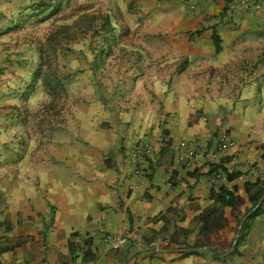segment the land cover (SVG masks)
I'll list each match as a JSON object with an SVG mask.
<instances>
[{
    "label": "crops",
    "instance_id": "1",
    "mask_svg": "<svg viewBox=\"0 0 264 264\" xmlns=\"http://www.w3.org/2000/svg\"><path fill=\"white\" fill-rule=\"evenodd\" d=\"M137 1L174 61L153 96L106 102L83 87L70 124L27 136L6 70L0 264H264L246 189L264 187V0ZM223 135L235 145L213 161ZM221 189L240 201L221 205ZM206 213L223 226L204 233Z\"/></svg>",
    "mask_w": 264,
    "mask_h": 264
},
{
    "label": "rangeland",
    "instance_id": "2",
    "mask_svg": "<svg viewBox=\"0 0 264 264\" xmlns=\"http://www.w3.org/2000/svg\"><path fill=\"white\" fill-rule=\"evenodd\" d=\"M139 1L150 6L149 0ZM139 4L0 0V83L6 70L16 78L8 98L19 108L23 134L70 124L78 103L88 99L83 87L93 86L98 97L111 102L153 96L150 86L162 78L167 84L174 61L158 56L164 48L152 43L146 28L151 17Z\"/></svg>",
    "mask_w": 264,
    "mask_h": 264
},
{
    "label": "trees",
    "instance_id": "3",
    "mask_svg": "<svg viewBox=\"0 0 264 264\" xmlns=\"http://www.w3.org/2000/svg\"><path fill=\"white\" fill-rule=\"evenodd\" d=\"M215 39L217 41L216 37H215ZM258 184L259 183H247V185H246V189H247L248 193H250V202H251L252 206L256 205L257 202L260 200L261 196L264 194V187L254 189L255 186H257ZM218 198L221 202V205L235 204L236 202L240 201L239 197L234 195V193L232 191H228L226 189H221ZM263 204H264V202L252 213L251 217H255V216H257L263 212V208H264ZM218 211L221 212L222 210L214 208V209H212L211 212L217 213ZM202 219L204 220L203 231L206 234H208L213 229L221 228L223 226V223H221V222L210 221V215L207 213L204 214ZM248 226H249L248 222H245L243 227H242V234L240 235V239L245 237L246 234L244 232H245V230H247Z\"/></svg>",
    "mask_w": 264,
    "mask_h": 264
},
{
    "label": "built area",
    "instance_id": "4",
    "mask_svg": "<svg viewBox=\"0 0 264 264\" xmlns=\"http://www.w3.org/2000/svg\"><path fill=\"white\" fill-rule=\"evenodd\" d=\"M246 2V1H245ZM254 7H258L257 4H253ZM235 145V142L230 140L227 135H223L220 137V140H219V144H218V147H217V150L214 151L212 154H211V159L213 161L217 160L218 157H219V154L220 153H223L225 151H227L228 149L232 148L233 146ZM181 146L182 147H186L187 146V143L185 141L181 142ZM148 150V148H147ZM138 157H137V152H134L133 153V161H137ZM137 172L139 173V170H137ZM222 178V173L220 172V170L216 169L212 175H211V181L212 182H215L216 180ZM127 242V238L124 237V236H119L115 239V246L116 247H120V246H123L125 243Z\"/></svg>",
    "mask_w": 264,
    "mask_h": 264
},
{
    "label": "water",
    "instance_id": "5",
    "mask_svg": "<svg viewBox=\"0 0 264 264\" xmlns=\"http://www.w3.org/2000/svg\"><path fill=\"white\" fill-rule=\"evenodd\" d=\"M263 201H264V195L260 198V200L254 206V208L248 213L247 216L251 215L263 203Z\"/></svg>",
    "mask_w": 264,
    "mask_h": 264
}]
</instances>
